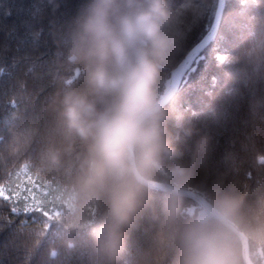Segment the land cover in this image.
Returning <instances> with one entry per match:
<instances>
[{
    "label": "clouds",
    "instance_id": "obj_1",
    "mask_svg": "<svg viewBox=\"0 0 264 264\" xmlns=\"http://www.w3.org/2000/svg\"><path fill=\"white\" fill-rule=\"evenodd\" d=\"M230 2L83 0L53 33L52 57L27 63L14 98L38 102L40 116L21 118L8 149L38 150L9 171L54 187L39 220L18 230L28 258L47 240L60 242L49 258L61 262L77 254L84 264H264V94L252 92V131L219 161L212 134L177 106L176 68L198 17L222 18ZM241 2L240 44L220 60L264 84V0ZM173 128L195 137L187 153ZM134 232L143 240L135 250Z\"/></svg>",
    "mask_w": 264,
    "mask_h": 264
},
{
    "label": "trees",
    "instance_id": "obj_2",
    "mask_svg": "<svg viewBox=\"0 0 264 264\" xmlns=\"http://www.w3.org/2000/svg\"><path fill=\"white\" fill-rule=\"evenodd\" d=\"M83 0H56L55 9L48 0H0V184L10 187L14 200L0 199V264H84L81 256L73 254L61 261L49 258L50 243L61 247L59 241H45L28 258L22 246L20 226L34 224L41 212H14L23 204L17 193L20 187H31L24 176L9 171L19 162L38 150L34 142L28 152L12 154L8 144L12 133L20 125L21 118L39 117V103L22 104L14 98L16 81L23 76L25 66L33 59L44 63L54 51L53 33L66 28L76 16ZM241 0H231L223 9L218 29L207 45L189 61L179 85L177 106L186 122L196 129L209 131L214 137L213 160L219 161L226 151L252 131L248 121L249 99L252 92L264 94V84L246 83L240 66H229L220 57L234 52L240 44V29L244 24ZM215 16L204 12L198 17V26L188 44L189 52L176 68L180 74L188 55L196 49L213 27ZM39 32V37L34 34ZM41 123H43L41 118ZM178 133L177 147L187 153L195 137ZM257 142L264 147V130L257 134ZM37 184H49L50 178L29 173ZM35 193V190H33ZM27 195V193H25ZM39 195V194H37ZM143 243L141 234L132 235L133 250ZM84 240L78 241L83 251Z\"/></svg>",
    "mask_w": 264,
    "mask_h": 264
},
{
    "label": "snow or ice",
    "instance_id": "obj_3",
    "mask_svg": "<svg viewBox=\"0 0 264 264\" xmlns=\"http://www.w3.org/2000/svg\"><path fill=\"white\" fill-rule=\"evenodd\" d=\"M192 15L195 17L197 15V12L194 10L192 12ZM213 38V34H212ZM203 43V42H202ZM207 44H204L206 46ZM223 59V57H220ZM30 172L27 170H24L23 172L19 171L16 173L17 176H24L27 178V182L31 184V187H20L19 195L21 199L23 200V204L19 207H14L13 211H23L25 213H31L33 211L35 212H42V204H43V198L47 197L52 191H54V187L50 186L49 184H37L35 181L32 180ZM35 190V193L33 192ZM12 189L8 187L5 184H0V199L8 201V200H14L16 197L13 196ZM27 193V195H25ZM39 194V195H37ZM46 214V213H45Z\"/></svg>",
    "mask_w": 264,
    "mask_h": 264
},
{
    "label": "water",
    "instance_id": "obj_4",
    "mask_svg": "<svg viewBox=\"0 0 264 264\" xmlns=\"http://www.w3.org/2000/svg\"><path fill=\"white\" fill-rule=\"evenodd\" d=\"M219 19H220V16H217V15H216V16H215V20H214L213 27H212V29L210 30V32L205 36V38L202 40L203 43L201 42L200 45H199L196 49H194V50L188 55V58L186 59V62H185V64H184V66H183V68H182L180 74L176 77L177 80L179 81V83H180V81H181L183 75L185 74V71H186V69H187V66H188L189 61L192 59V57H193L196 53H198L199 51H201V49L204 47V44H207L208 41L212 38V34L214 35L215 32L217 31V29H218V25H219Z\"/></svg>",
    "mask_w": 264,
    "mask_h": 264
}]
</instances>
